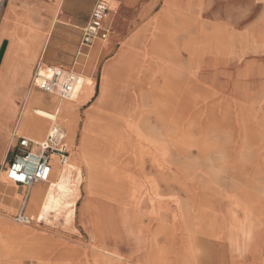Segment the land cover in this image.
Returning a JSON list of instances; mask_svg holds the SVG:
<instances>
[{
  "label": "rangeland",
  "instance_id": "1",
  "mask_svg": "<svg viewBox=\"0 0 264 264\" xmlns=\"http://www.w3.org/2000/svg\"><path fill=\"white\" fill-rule=\"evenodd\" d=\"M202 1L189 5V13L183 16L187 18L185 23L175 22L182 28L189 25L191 35L179 36L175 24L164 26L167 36L160 39L165 50L162 70H150L151 65L148 70L139 62L137 68L134 66V70L125 73V79L115 88L116 96L104 110H99L108 118L102 127L109 134L108 145L104 146V137L92 136V129H85L86 118L78 123L75 116L73 121L69 120L73 124L71 133L66 119L57 117L66 129L68 143L74 132L77 136L75 147H78L71 150L68 163L82 169L81 197L76 202L73 224L65 223L62 214L53 213L47 222L35 223L32 217L27 227L7 219L13 229L33 234H29V247L41 245L46 251L53 249L61 254L73 251L87 254L96 243L113 244L127 256L137 234L146 251L149 250L152 262L159 260L155 257L162 251L163 264H182L181 244H186V236L181 235L185 232L180 229L178 219H174L175 225L147 219L151 210L174 214L185 208L187 217L217 215L219 226L226 231L233 226L228 218L236 215L240 220L237 224L244 221L254 231L247 253L229 258L228 252L220 249L223 257L216 264L262 261L264 0ZM4 5L5 0H0V21ZM215 33L220 41L214 39ZM104 59L103 56L97 59L94 82ZM147 101L148 112H142ZM84 132H88L96 147L93 154L89 153L97 174L96 183L90 188L86 185L88 171L78 154L81 145L78 140ZM163 166L165 169L159 171ZM145 176L153 182H144ZM3 179L9 183L5 176ZM142 189L146 191L141 192ZM245 204H248L246 214L240 207ZM195 248L194 240V260ZM17 250L15 264H35L34 259L29 261L26 257L29 253L26 249L20 254L19 244ZM72 261L91 264L86 258L83 262Z\"/></svg>",
  "mask_w": 264,
  "mask_h": 264
},
{
  "label": "crops",
  "instance_id": "2",
  "mask_svg": "<svg viewBox=\"0 0 264 264\" xmlns=\"http://www.w3.org/2000/svg\"><path fill=\"white\" fill-rule=\"evenodd\" d=\"M105 1L109 11L105 21V27L109 32L108 38L104 43L99 42L93 45L88 55L78 58L74 64L82 36V27L87 24L97 0H5L0 21V264H15L13 258L18 251V244L13 233L17 228L10 227L6 220L12 218L14 223L23 227L31 224L28 209L26 208V214L25 207L28 205L31 188L36 185L26 190L8 180L9 183H7L3 179L4 168L9 158L8 150L11 148L12 153L16 150L18 138L36 142L44 141L52 124L59 125L66 135V129L59 119L53 122L35 114V110L54 114L55 108L62 102L57 97L44 94L32 86L31 79L36 65L40 63L45 66L72 69L77 73L80 71V74L94 82L97 59L100 56L105 57L99 77L97 76V85L95 82L93 89L86 87L79 102L76 103L77 108L74 114L77 123L81 118L83 122L87 113L104 110L113 96H116L115 88L125 79V73L137 68L139 62L144 63L148 70L150 65V70L153 68L159 72L162 70V53L165 50L162 48L160 39L162 36H167L164 26H173L179 21L185 23L187 18L183 16L189 13V5L196 1L201 2V0ZM176 24L174 27L179 31V36L187 37L193 33L192 28H187L189 25L185 24V28H182ZM105 77L108 78V93L106 101L103 102L100 99V91ZM154 81L155 79L151 80V83L153 84ZM148 104V101L144 102L142 112H148ZM73 136V140L67 143L69 157L72 155L71 150L78 147V145L75 147L77 141L75 132ZM80 140L81 136L78 141ZM53 172L50 181L54 174L58 173L57 163H54ZM145 177L144 182H153L150 177ZM135 178L134 180L138 182L139 180ZM147 187L150 186L146 185ZM145 191L141 190V192ZM144 213L147 216V211ZM186 213L185 208H180L179 213L174 214L156 209L148 213L151 216L147 219L150 222L156 219V223L158 220L170 224L173 222V225L176 223L174 219H178L180 229L185 232L181 235L186 236V244L184 246L181 244L182 264L187 262L196 264L197 260L199 264H203L206 253L211 254L213 264L219 263V259L223 257L220 249L227 251L228 257H238L235 253L236 247L228 243L226 239L210 238L199 233L200 229H205L206 224L222 228L221 225L219 226L217 215L212 213L209 217L194 214L187 217ZM20 214L28 218V224L15 222V217ZM221 219V223H224L223 218ZM231 219L230 217L227 221L230 223ZM194 240L197 255L195 260ZM19 245L20 253H23V245H27L25 243H19ZM204 246L209 249L204 250ZM132 249H134L135 263L149 259V250L146 251L143 241H139L137 234L134 235ZM260 256L264 261V256Z\"/></svg>",
  "mask_w": 264,
  "mask_h": 264
},
{
  "label": "bare ground",
  "instance_id": "3",
  "mask_svg": "<svg viewBox=\"0 0 264 264\" xmlns=\"http://www.w3.org/2000/svg\"><path fill=\"white\" fill-rule=\"evenodd\" d=\"M214 32H217V31H214ZM215 34L216 35H214V39H216L217 41H220L218 40V37H219L218 33H215ZM82 80H83V85L80 91L78 92V94L74 96L71 100L62 101L60 103V106H57L55 108L54 114L45 113L41 110H35V114L41 118L50 119V120H57V117L62 116L64 119H66L67 125L69 126L71 133H72L73 124L70 121H73L74 119V116H75L74 110L77 108L76 103L79 102V98L82 95V93L86 90V87L93 89L95 85V82H93L90 78L86 76H82ZM107 80L108 78L105 77L102 87H101V91H100V99L103 102L106 101L105 99L108 93ZM104 119H108V118L104 117V114L100 113V111L98 110L91 114L87 113L84 126L87 131L88 129H92V132L94 133V134L91 133L92 136H96L99 138L104 137L105 139H103V142H104V146H106L109 144L107 141H111V140H106L107 139L106 137L109 136V134L102 131L103 129L102 127L105 126ZM163 121H164V117H163ZM90 138L91 136H89L88 132H84L82 135V139H81V145L79 147V154H81L82 161L85 163L86 171H88V174H89L88 180L86 182V185L88 188H90L96 183V176H97V174H95V171H94L95 164L92 158L90 157L93 154L92 152L93 150H95L96 147L94 146L95 143H91ZM66 142L68 143L67 136H66ZM101 150L108 151L107 149H101ZM89 153H92V154L90 155ZM164 169L165 167L163 166L159 168V171L164 170ZM82 181H83L82 169H80L78 166L72 163H68L65 168L58 171V173L56 174V178L54 180H51L49 185L46 186L44 189H42V187H39V186H34L31 189V195L27 203L28 204L27 205L28 215L30 219H32L33 217L35 223H40L42 221L47 222L48 217L52 213L55 216H61L62 214L65 223L73 224V221L75 218V211H76V202L80 200V197H81L80 196L81 190L79 188L82 184ZM157 193L153 194L154 195L153 198L156 199ZM38 202L39 204H37ZM152 204H154V202ZM246 205L248 204L240 205V207L242 208V213L244 214H246V212L248 211L246 208ZM253 216L255 215L253 214ZM239 221L240 220L236 215H235V218H232V221L229 224H233V226L228 228L231 231L229 230L226 231L223 228L219 229L218 227H213L211 224H206L205 229L204 228L200 229L199 233H201L202 235L209 236L210 238L213 237V238H219V239L220 238L226 239L228 243H231L233 244V246L236 247L235 253L236 255L239 256L241 252L247 253L249 251L250 244L248 241L251 236L250 234H252V232L254 234V231L252 230V228H250V226L245 224L244 221L237 224ZM13 234L15 235L14 238L17 240V244L25 243V245H27V246L23 245L24 247L23 250L26 249V253L29 252L26 257H28L29 261L30 260L33 261L34 259L35 264H46L48 263L47 261H50L51 264H73L72 260L83 262L81 261L83 258H86L89 261H91V264H163V261H164L163 258L165 257L164 252L161 251V253H158L155 257V259L157 260L159 259L157 262L155 260L154 262H152L150 259L144 258L146 260H143L141 263H135L134 262L135 257L133 258L134 256V249H132L133 245L131 246V249H132L131 252H129L127 256H123V254L120 253L121 250L119 249L117 250L113 244L109 246L106 244L102 245L100 243L99 244L96 243V246H94L91 250H89V253L87 254L84 252H78V251H73L72 254H67V253L61 254V252H59L58 250L56 252H54L55 250L53 249L51 251H46L40 247L41 245L40 246L38 245L33 248L29 247L28 246V240H30L29 234L33 235L29 231L17 229L14 231ZM33 238L34 236L33 237L31 236V239ZM36 240L40 241L39 238H36ZM208 249H209L208 247L204 246V250H208ZM38 253L41 255H36ZM22 255H25V254H22ZM205 256H206V260L203 262V264H213V261L211 260V254L206 253ZM259 264H264V261H260Z\"/></svg>",
  "mask_w": 264,
  "mask_h": 264
},
{
  "label": "built area",
  "instance_id": "4",
  "mask_svg": "<svg viewBox=\"0 0 264 264\" xmlns=\"http://www.w3.org/2000/svg\"><path fill=\"white\" fill-rule=\"evenodd\" d=\"M108 5L105 0H97L87 24L82 27V36L75 55L86 57L96 43H104L108 38L105 21L108 17ZM33 73L31 84L34 88L57 97L61 101L71 100L83 85L82 76L72 69L38 63ZM55 122V120H51ZM47 138L36 142L18 138L16 150H8V162L4 168L6 179L26 190L34 184H49L53 175L54 163L58 171L65 168L69 161V147L61 127L52 124ZM15 222L28 224V218L22 214L15 217Z\"/></svg>",
  "mask_w": 264,
  "mask_h": 264
}]
</instances>
